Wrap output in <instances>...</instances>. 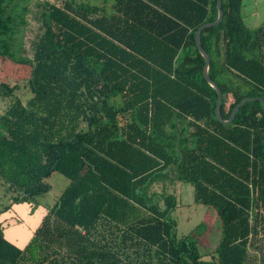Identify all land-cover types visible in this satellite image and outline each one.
<instances>
[{"label":"trees","instance_id":"obj_1","mask_svg":"<svg viewBox=\"0 0 264 264\" xmlns=\"http://www.w3.org/2000/svg\"><path fill=\"white\" fill-rule=\"evenodd\" d=\"M5 1L0 33L10 26ZM242 5L222 0L223 21L200 37L224 120L245 98L264 99V23L245 26ZM42 8L31 57L2 51L29 66L31 95L24 101L18 85L0 80L8 100L0 179L13 203L47 194L55 173L69 183L25 248L0 226V264H264L263 105L220 121L196 46L199 27L218 18L217 0H45ZM175 181L216 212L213 251L199 226L178 234L171 215L181 205L153 190Z\"/></svg>","mask_w":264,"mask_h":264},{"label":"rangeland","instance_id":"obj_2","mask_svg":"<svg viewBox=\"0 0 264 264\" xmlns=\"http://www.w3.org/2000/svg\"><path fill=\"white\" fill-rule=\"evenodd\" d=\"M45 0H6V13L10 16V26L6 32L0 33L1 41L5 46L0 50V80L10 86L18 85L15 95L26 101L30 97L28 92V79L30 77V68L27 65L13 62L5 54L3 50L20 51L26 50L28 57L32 55V44L40 34V23L37 19L42 11ZM52 3L62 5L64 0H49ZM98 1V0H95ZM241 15L245 26L256 29L264 23V0H243ZM227 105L233 102L231 95L225 96ZM8 104L7 101L0 99V115ZM47 183L51 185V190L45 194L36 197L35 202L13 203L12 198L15 194L9 192L8 187L0 179V226L5 228V237L8 235L15 237L17 231L15 226H24L23 238L28 241L32 235V228L35 222L41 220L45 211L51 208L68 185L69 181L61 174L55 173L47 179ZM160 190V187H158ZM177 202L181 208H177L178 233L180 236L189 234L196 225L203 221V227L198 230V235L202 237V243L210 251L214 250L220 240L221 226L216 218V212L211 210V214H202L203 208L201 204L194 201V187L190 183H180L176 189ZM174 191V190H172ZM36 203V204H35ZM33 214L30 219L28 213ZM1 226V227H2ZM208 230V232H207ZM8 240V239H7ZM30 242V241H28ZM22 246V245H21ZM256 251L252 250L251 254ZM258 257L261 251H257ZM251 264V263H244ZM256 264H261L257 262Z\"/></svg>","mask_w":264,"mask_h":264},{"label":"water","instance_id":"obj_3","mask_svg":"<svg viewBox=\"0 0 264 264\" xmlns=\"http://www.w3.org/2000/svg\"><path fill=\"white\" fill-rule=\"evenodd\" d=\"M217 10H218V18L213 22H208V23H205L202 26H200L199 29L195 33V39H196V46H197L199 52L202 54V56L205 59V66H204V70H203L204 77H205L206 81L215 89L217 96H218L217 103H216V116L224 124L229 125L234 120V118H235L236 114L238 113V111L240 110V108L249 102L260 101L263 105V110H264V99L260 98V97L245 98L244 100L241 101V103H239L233 109L228 120L223 119L222 113H221L222 102H223V98H224L223 93H222L220 87L209 76L210 56H209L208 52L203 48L202 43H201V39H200L201 33L205 29L215 27L223 21L224 12H223V7H222V0H217Z\"/></svg>","mask_w":264,"mask_h":264},{"label":"crops","instance_id":"obj_4","mask_svg":"<svg viewBox=\"0 0 264 264\" xmlns=\"http://www.w3.org/2000/svg\"><path fill=\"white\" fill-rule=\"evenodd\" d=\"M181 182H178V181H175V182H167L165 185L162 183V182H160V183H158V184H156L155 185V187H154V191H156V192H158V193H162V192H167V193H170V194H173V195H175V197H176V199H177V195H176V189L178 188V184H180ZM158 187H160V190H158L159 188ZM172 190H174V191H172ZM205 207V206H204ZM179 209L181 208V206L180 207H178ZM50 209V208H49ZM48 209V210H49ZM177 209V208H176ZM175 209V210H176ZM48 210H46L45 211V213H44V215L42 216V218H41V220H40V222L39 221H37V222H35V224L33 225V232H32V235H31V238L33 237V235H34V232H35V230L37 229V227L39 226V224L41 223V221H42V219H43V217L46 215V213H47V211ZM175 210L172 212V218L175 220V218L177 217V212H176V214L174 215V212H175ZM211 210H213V209H210V208H207V207H205V208H203V211H202V214H204V213H206V214H211ZM32 215H34L33 214V210H31V213H30V210H29V213H28V216H26V217H29V219H30V217L32 216ZM33 217V216H32ZM216 218L218 219V216H217V214H216ZM176 221V220H175ZM178 221H179V219H178ZM178 221H176L177 222V232H179L178 231ZM218 221H219V219H218ZM220 222V221H219ZM203 221L200 223V224H198V225H196V227L197 226H199L198 227V230L200 229V227H202V228H204V229H206V227L204 226L203 227ZM2 226V225H1ZM3 227V226H2ZM195 227V228H196ZM4 228V227H3ZM15 229H16V231H17V233H16V235H15V237H13V236H11V235H8V237L6 238V239H8V241L10 242V243H12L13 245H15V246H17L18 248H20V249H23V248H25L26 246H27V244L29 243L28 241H30L31 240V238H30V240H28V241H26V240H24V238H23V232H24V226H22V225H17V226H15ZM198 232V231H197ZM207 232H208V230H207ZM4 233H5V228H4ZM179 234V233H178ZM180 235V234H179ZM221 237V236H220ZM199 238H200V240L202 241V237H200L199 236ZM22 245V246H21ZM207 259V258H206Z\"/></svg>","mask_w":264,"mask_h":264}]
</instances>
